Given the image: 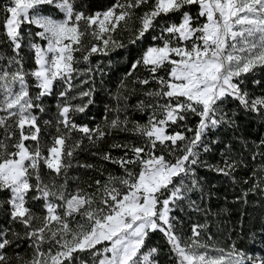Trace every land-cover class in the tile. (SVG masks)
<instances>
[{
	"label": "snow or ice",
	"instance_id": "snow-or-ice-1",
	"mask_svg": "<svg viewBox=\"0 0 264 264\" xmlns=\"http://www.w3.org/2000/svg\"><path fill=\"white\" fill-rule=\"evenodd\" d=\"M129 47L139 54L108 90L101 121L77 122L104 86L93 57ZM257 70L264 0H113L100 10L0 0V264H264L234 242L210 244L207 221L219 213L200 175L246 185L237 201L264 193V95L249 90L264 81H248ZM242 114L258 122L256 137ZM121 133L135 139H114ZM79 169L95 175H72ZM184 211L205 217L191 235ZM157 233L163 244L151 242Z\"/></svg>",
	"mask_w": 264,
	"mask_h": 264
},
{
	"label": "trees",
	"instance_id": "trees-1",
	"mask_svg": "<svg viewBox=\"0 0 264 264\" xmlns=\"http://www.w3.org/2000/svg\"><path fill=\"white\" fill-rule=\"evenodd\" d=\"M94 10H100L109 6L113 0H90ZM139 54L138 48L129 47V49H120L112 53L109 57L97 56L93 57V63L102 62L106 75L103 77L104 86L98 87L96 92V103L89 107L86 114L77 115L75 119L79 123H99L104 115V105L111 103L108 96V90L115 91L120 77L128 70L132 60ZM109 59L112 60V65L108 66ZM259 79L264 81V71L257 70L249 75L248 81ZM97 84L100 82V76L96 77ZM249 90L255 95H264V89L260 86L249 83ZM135 103V99L131 101ZM95 117L94 120H91ZM45 119L48 117L45 116ZM135 118L143 119L137 115ZM241 125L246 134H250L253 138L256 137L260 129L258 122L250 121V119L243 114L241 115ZM125 134H116L114 139L124 140ZM113 138H109L111 142ZM107 148V142L102 145ZM114 155H119L117 150L113 151ZM207 158V157H206ZM81 161L96 162L95 158L91 157L88 153L82 152L79 154ZM209 162H213L210 158ZM109 170L119 172V169L114 165H107ZM72 175H79L82 178H87L94 173L87 172L83 169L74 170ZM200 175L205 178V189L209 193L206 199V205L212 210L213 213L218 215H211L208 218L209 231L214 234L215 238L210 242L216 248H224L228 250L230 244L233 242L241 249L249 252L250 255L264 256V243L259 242V234L261 227L264 226V193H249L246 202L237 201V196L241 194L242 189L247 188L246 185L239 184L233 185L230 180L225 177L218 176L212 171L201 169ZM244 173H241L243 176ZM222 209H227V212H222ZM179 216L182 219V228L185 235H191L190 225L193 223H204L205 217L200 213H192L188 211L180 212ZM253 232L257 234V242L252 243L249 237ZM231 237V239H229ZM206 239V237H205ZM153 244H163V239L160 234H155L152 237ZM26 246H22L19 251H23ZM210 255H218V253L209 250Z\"/></svg>",
	"mask_w": 264,
	"mask_h": 264
}]
</instances>
